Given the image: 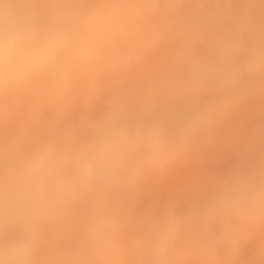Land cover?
<instances>
[{"label": "clouds", "instance_id": "clouds-1", "mask_svg": "<svg viewBox=\"0 0 264 264\" xmlns=\"http://www.w3.org/2000/svg\"><path fill=\"white\" fill-rule=\"evenodd\" d=\"M256 104L264 0H0V264H264V126L134 220Z\"/></svg>", "mask_w": 264, "mask_h": 264}, {"label": "rangeland", "instance_id": "rangeland-1", "mask_svg": "<svg viewBox=\"0 0 264 264\" xmlns=\"http://www.w3.org/2000/svg\"><path fill=\"white\" fill-rule=\"evenodd\" d=\"M103 102H98L91 111L77 110L71 116L75 121L82 117L102 111ZM264 126V104L242 107L231 124L215 143L210 145L203 157L195 163L177 170L172 177L164 181L159 188L142 197L135 208L134 220L146 212H159L171 202L186 203L193 189L208 177L220 176L238 167L248 166L254 155L253 137L258 128ZM254 253L250 247L245 259Z\"/></svg>", "mask_w": 264, "mask_h": 264}]
</instances>
